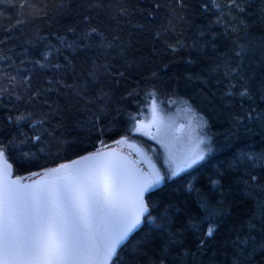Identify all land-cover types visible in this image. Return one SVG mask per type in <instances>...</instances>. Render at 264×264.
Segmentation results:
<instances>
[{
	"label": "trees",
	"instance_id": "obj_1",
	"mask_svg": "<svg viewBox=\"0 0 264 264\" xmlns=\"http://www.w3.org/2000/svg\"><path fill=\"white\" fill-rule=\"evenodd\" d=\"M235 3L0 0V144L14 172L29 176L112 144L152 99L185 98L205 115L213 151L150 191L149 214L158 222L167 210L181 234L164 264H234L231 241L257 235L249 222L261 223L251 176L264 184V167L240 160L264 152V65L248 57L239 75L228 71L241 65L239 45L264 38V0ZM245 86L250 97L239 95ZM163 244L146 216L121 261L159 264ZM252 259L264 264V252Z\"/></svg>",
	"mask_w": 264,
	"mask_h": 264
},
{
	"label": "snow or ice",
	"instance_id": "obj_2",
	"mask_svg": "<svg viewBox=\"0 0 264 264\" xmlns=\"http://www.w3.org/2000/svg\"><path fill=\"white\" fill-rule=\"evenodd\" d=\"M233 4L238 7L235 0ZM67 46L74 47V43ZM236 55L241 65L229 69V73L239 75L243 60L248 57H255L264 65V38L259 42L252 38L247 44L239 45ZM261 89L264 90V83ZM232 94L229 90L225 95ZM239 95L250 97L248 87L245 86ZM152 107L155 112V104ZM152 123L155 120L149 124L137 122L134 130L156 139L151 132ZM6 147L0 144V158L3 159L0 170V264H123L121 254L146 214L155 233L164 240L159 264H164L163 257L167 256L170 247L181 243V234L171 231L172 221L167 210L157 222L145 203L144 194L164 179L154 165H150L152 170L146 173L137 166L138 161H131L115 151H97L42 173H33L40 179L21 183L20 178H10L12 166L5 156ZM129 147L135 148V145ZM203 159L204 149L195 151L177 163L171 175L175 176ZM240 160L248 161L253 168L264 167V152H245L240 155ZM250 179L251 188L262 197L256 201L257 210L253 213V218L261 223L258 226L249 222V228L257 235L250 233L243 239L238 235L231 241L237 249L234 264H253L252 258L257 252H264V184H260L256 176ZM204 207L207 209L208 205ZM209 214L219 213L213 209ZM190 227L197 228L194 224ZM215 230V225L208 228L198 248L204 246L206 238L212 237ZM133 252L137 253L138 248ZM191 255L195 256L194 253Z\"/></svg>",
	"mask_w": 264,
	"mask_h": 264
},
{
	"label": "rangeland",
	"instance_id": "obj_3",
	"mask_svg": "<svg viewBox=\"0 0 264 264\" xmlns=\"http://www.w3.org/2000/svg\"><path fill=\"white\" fill-rule=\"evenodd\" d=\"M23 32H26L25 29ZM153 104H155V112H153ZM153 120L155 123L151 125V132L156 139L144 133L135 132L137 122L149 124ZM121 140L126 142L118 144L117 142ZM201 141L203 143H200ZM111 143L121 145L131 151L149 171L152 170L150 165H154L164 176L161 183L172 176L171 173L177 163H181L200 149H204L205 158L213 151L214 147L205 115L187 99L179 97H170L162 101L152 99L147 105L146 111L135 119L130 132ZM129 145H135V148L129 147Z\"/></svg>",
	"mask_w": 264,
	"mask_h": 264
},
{
	"label": "water",
	"instance_id": "obj_4",
	"mask_svg": "<svg viewBox=\"0 0 264 264\" xmlns=\"http://www.w3.org/2000/svg\"><path fill=\"white\" fill-rule=\"evenodd\" d=\"M97 151H102V152H113V151H115V152H117V153H119L121 156H125V157H127L129 160H131V161H138L139 163H138V167L143 171V172H150L145 166H144V164L141 162V160L137 157V156H135L131 151H129V150H127V149H125L123 146H121V145H118V144H109V145H105V146H101V147H99V148H96V149H93V150H90V151H87V152H85V153H82V154H79V155H77V156H75V157H73V158H70V159H67V160H64V161H62V162H60V163H57V164H55V165H53V166H50V167H48V168H46V169H44V170H42L41 172H39V173H42V172H44V171H46L47 169H50V168H55V167H58L60 164H66V163H71L72 161H74V160H78V159H80L81 157H83V156H86V155H91V154H93V153H95V152H97ZM6 156V155H5ZM7 158V157H6ZM7 162H8V164H10L11 166H12V175H11V179H13V180H15V179H17V178H20L21 179V183H31L32 181H34V180H38V179H40V176L39 175H29V176H23V175H18V174H16L15 172H14V169H13V164H12V162L7 158ZM2 168H3V159L2 158H0V170H2ZM38 173V174H39ZM155 189V188H154ZM154 189H152V190H154ZM152 190H150V191H152ZM149 191V192H150ZM149 192H146L145 194H144V200H145V203L148 205V207H149V213H150V210H151V208H150V206H149V204H148V202H147V200H146V195L149 193ZM148 214H146V216H147ZM145 216V217H146ZM143 223H144V220L142 221V224H141V226L143 225ZM140 226V227H141ZM140 229V228H139ZM137 231V230H136ZM135 231V232H136Z\"/></svg>",
	"mask_w": 264,
	"mask_h": 264
}]
</instances>
